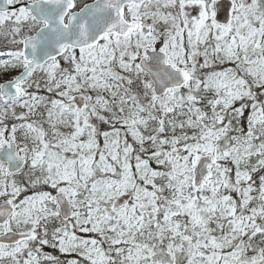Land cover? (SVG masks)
Wrapping results in <instances>:
<instances>
[{
	"label": "snow or ice",
	"instance_id": "obj_1",
	"mask_svg": "<svg viewBox=\"0 0 264 264\" xmlns=\"http://www.w3.org/2000/svg\"><path fill=\"white\" fill-rule=\"evenodd\" d=\"M0 264H264V0H0Z\"/></svg>",
	"mask_w": 264,
	"mask_h": 264
}]
</instances>
